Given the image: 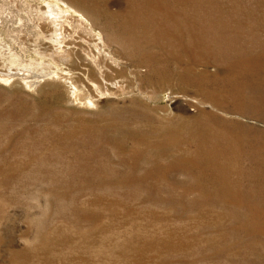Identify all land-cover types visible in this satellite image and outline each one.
Instances as JSON below:
<instances>
[{"label":"rangeland","instance_id":"obj_1","mask_svg":"<svg viewBox=\"0 0 264 264\" xmlns=\"http://www.w3.org/2000/svg\"><path fill=\"white\" fill-rule=\"evenodd\" d=\"M52 1L78 100L0 0V264H264V0Z\"/></svg>","mask_w":264,"mask_h":264},{"label":"bare ground","instance_id":"obj_2","mask_svg":"<svg viewBox=\"0 0 264 264\" xmlns=\"http://www.w3.org/2000/svg\"><path fill=\"white\" fill-rule=\"evenodd\" d=\"M75 9L81 12L79 8L75 7ZM66 10L67 9L60 6L58 2L55 3L52 0H46L45 14L47 15L49 14L50 17H52V19H50V22L53 24L54 27L52 28L53 34L51 38L56 43L55 45L56 49H54L50 54L53 53L54 55H57L56 62L54 64H51L50 69L51 72L53 73L52 75L53 78L55 79V77L58 76L60 80L65 81L67 85L70 86L71 90H73L71 93L72 96H74V98L78 100L80 96L79 95L80 92H78L76 83L74 82V75L71 69L65 68L64 71L66 73L59 72L60 66L67 62L66 59L67 56L70 58V55H73L72 52H70V48L66 49L65 52L64 48L62 47L63 46L62 43L59 42L62 40L66 42L67 38L69 37V32L66 31L67 30L66 28L68 26L67 22L70 23L69 17H71L72 12L68 11L66 13L65 12ZM44 19L45 17H43L40 21ZM44 21L42 22V24L44 23ZM45 71L46 69H41L40 71L33 72V69L30 70L29 68L26 69L19 68L17 72L10 70V73H4L2 74V76L7 79H9L11 76L13 77L21 76V80L24 83L29 81L30 85L32 87H35L36 85L41 84L43 81H46L48 78L52 77V76H47L45 74ZM91 99L89 98V101H92Z\"/></svg>","mask_w":264,"mask_h":264}]
</instances>
